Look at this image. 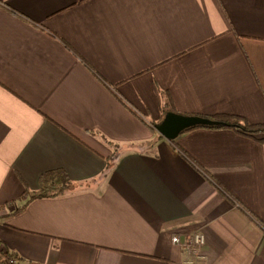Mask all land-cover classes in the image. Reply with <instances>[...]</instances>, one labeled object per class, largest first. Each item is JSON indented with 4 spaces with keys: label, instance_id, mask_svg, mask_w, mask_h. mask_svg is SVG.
Here are the masks:
<instances>
[{
    "label": "crops",
    "instance_id": "crops-1",
    "mask_svg": "<svg viewBox=\"0 0 264 264\" xmlns=\"http://www.w3.org/2000/svg\"><path fill=\"white\" fill-rule=\"evenodd\" d=\"M168 111L264 123V0H0L2 258L183 264L201 230L197 264H264V138Z\"/></svg>",
    "mask_w": 264,
    "mask_h": 264
},
{
    "label": "trees",
    "instance_id": "trees-1",
    "mask_svg": "<svg viewBox=\"0 0 264 264\" xmlns=\"http://www.w3.org/2000/svg\"><path fill=\"white\" fill-rule=\"evenodd\" d=\"M211 117L227 122V125L234 127L244 134L264 138V123H251L242 115L232 113H218L215 115H211ZM117 147L118 146L116 145V149ZM117 154L118 153L109 158L107 167L108 170H110L118 160L119 157L117 156ZM75 185L76 183H74L67 171L64 169L57 168L46 171L42 173L39 178L38 189L33 190L26 185L25 190L18 199L20 201V206L16 210V212L25 208L26 205L35 198L57 197L60 195H64L71 192ZM1 255L2 254H0V262L2 264H10L6 261V259L2 258ZM6 255L13 259L15 253H7Z\"/></svg>",
    "mask_w": 264,
    "mask_h": 264
},
{
    "label": "water",
    "instance_id": "water-1",
    "mask_svg": "<svg viewBox=\"0 0 264 264\" xmlns=\"http://www.w3.org/2000/svg\"><path fill=\"white\" fill-rule=\"evenodd\" d=\"M227 122L209 116L184 114L168 111L163 121L156 125L157 130L166 138L174 140L185 130L196 126L227 125Z\"/></svg>",
    "mask_w": 264,
    "mask_h": 264
},
{
    "label": "built area",
    "instance_id": "built-area-1",
    "mask_svg": "<svg viewBox=\"0 0 264 264\" xmlns=\"http://www.w3.org/2000/svg\"><path fill=\"white\" fill-rule=\"evenodd\" d=\"M173 242L182 244L187 252L183 264H197V260L203 256L202 252L207 244V237L203 231L199 230L192 233L185 241H182L179 235H174ZM5 259L8 263H13L11 258Z\"/></svg>",
    "mask_w": 264,
    "mask_h": 264
}]
</instances>
